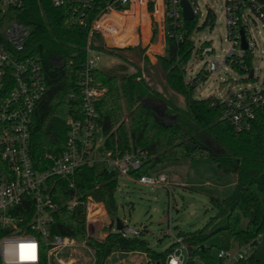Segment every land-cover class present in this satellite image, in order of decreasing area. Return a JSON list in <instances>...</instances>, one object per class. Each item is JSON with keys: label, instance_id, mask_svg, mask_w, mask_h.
Wrapping results in <instances>:
<instances>
[{"label": "trees", "instance_id": "obj_1", "mask_svg": "<svg viewBox=\"0 0 264 264\" xmlns=\"http://www.w3.org/2000/svg\"><path fill=\"white\" fill-rule=\"evenodd\" d=\"M16 12L17 18L30 28L23 54L39 60L45 84V93L34 110L29 141L32 161L42 170L48 165L46 154L65 145L68 117L81 115L80 81L88 28L71 22L66 10L52 6L50 0H24ZM214 19L213 11L208 10L202 26H212ZM195 27L196 18L181 19L182 38L168 37L165 53L157 55L168 85L183 97L185 107L164 100L139 69L120 75L94 72L93 84L100 90L95 103L96 122L103 136V148L113 156L144 153L140 167L130 171L133 177L160 173L165 164L181 159L211 161L224 172L235 174L230 195L210 198L214 213L202 227L178 232L187 246L188 264H214V245L205 244L211 237L220 238L216 248H228L233 240L237 244L254 242L259 234H264V107L255 111L250 129L237 132L224 116V103L213 104L211 97H193L196 83L184 78L182 64L193 52L190 34ZM90 40L92 46L105 53L136 48L107 47L97 32L91 33ZM139 50L143 52L145 48ZM244 62L248 63V58ZM234 69L244 73L239 64ZM152 102L164 104L163 113L170 117L167 125L156 120L157 106ZM2 125L0 120V130ZM7 169L0 157V173ZM117 183L118 173L108 171L100 163L82 166L69 178L54 177L52 196L57 208L50 233L84 243L92 251L93 264H104L113 252H142L148 256L145 264H164L175 243L158 251L140 235L124 237L113 227L102 238L86 233V203L90 199L103 204L114 225ZM71 200L75 204L68 208ZM242 219L246 220L244 227ZM4 233L6 230L1 229L0 236ZM47 250L41 240L38 264H48ZM239 264H264V255L259 259L252 253Z\"/></svg>", "mask_w": 264, "mask_h": 264}, {"label": "built area", "instance_id": "obj_2", "mask_svg": "<svg viewBox=\"0 0 264 264\" xmlns=\"http://www.w3.org/2000/svg\"><path fill=\"white\" fill-rule=\"evenodd\" d=\"M188 1L194 18L196 15L199 18L201 12L196 1ZM50 3L64 8L71 22L88 28L83 46L84 73L80 81L82 110L80 116H69L66 121L64 147L46 154L48 165L44 169L35 167L29 141L34 110L45 93L42 68L36 57L23 54L30 28L17 18L16 11L23 6L24 0H0V120L3 123L0 157L8 167L0 173V230H6L0 236V264H38L41 240L48 247L47 255L51 250L58 252L70 245L91 251L84 243L77 244L72 238L50 233L53 212L57 208L52 196V179L72 177L80 167L95 163L103 164L108 171H116L118 175H130V171L142 163L144 153L141 151L113 156L103 148L95 109L100 90L93 84L102 51L92 46L91 33L109 36L113 42L117 38H129L136 33L139 19L150 17L149 5L153 4V18L158 25L166 26L168 37L182 38L180 0H50ZM225 12L227 40L231 47L224 58L209 60L207 67L208 71L226 64L231 68L237 64L244 68L243 82L226 98L213 99V104L224 103L226 120L235 131L241 132L251 128L255 111L264 107V72L260 78L252 68L256 42L249 31L250 22L256 24V19L264 28V0H225ZM241 32L245 37V48L242 47ZM207 51L212 52V48L205 49L204 53ZM247 58L248 63H245ZM135 178L140 184L162 186L169 191L168 177L163 173ZM74 204L71 200L67 207ZM115 224L113 230L124 237L140 234L139 228L125 222H122L121 230H116ZM261 237L259 234L254 242L236 243L235 248L233 245L217 248L214 264H239L254 253ZM173 243L164 264H188L186 244L180 237Z\"/></svg>", "mask_w": 264, "mask_h": 264}, {"label": "rangeland", "instance_id": "obj_3", "mask_svg": "<svg viewBox=\"0 0 264 264\" xmlns=\"http://www.w3.org/2000/svg\"><path fill=\"white\" fill-rule=\"evenodd\" d=\"M195 1L201 15L199 18L198 15L195 16L198 27H195L190 34L194 49L187 62L182 64L185 70L184 78L196 83L193 91L194 98L224 99L235 86L243 82V74L227 64L212 71H208L207 67L209 60L224 58L231 47V43L227 40L225 0ZM208 10H212L215 15L214 23L212 26H202ZM153 12V4H150V17L140 18L136 33L129 38L123 40L117 38L113 42L109 36L101 35L107 47L136 46V48L121 50L117 54L102 52L95 72L120 75L139 69L145 81L154 90L160 92L164 100L183 108L185 107L183 97L170 88L165 79L164 70L157 59V55L165 53L168 34L164 24H157L156 19L153 18ZM249 31L256 42L251 65L254 73L261 78L264 72V28L256 19V24L250 22ZM107 37L110 39L108 40ZM209 47L212 48V52L207 51L208 53L205 54V49ZM139 48H145V50L141 52ZM151 104L154 107L157 106L156 112L159 119L164 122L170 121V117L163 113V103L152 102ZM160 173L168 177L169 191L162 186L140 184L131 175L119 174L114 196L117 217L125 224L139 228V235L148 242L150 247L163 251L173 243L175 238L180 237L179 231H192L202 227L214 213L210 198H223L230 195L235 187V174L224 172L211 161L186 159L165 164ZM245 223L246 220L242 219L241 227H244ZM110 225L111 221L103 204L88 200L85 214L86 233L102 238L107 235L110 227H113ZM219 241V236L215 235L205 243L214 245L212 249L214 255ZM232 244L235 248L236 241L233 240ZM254 254L262 259L264 234L254 247ZM47 256L48 264H93L92 251L79 246L70 245L58 252L51 250ZM132 257L134 261L130 264H141L145 258L148 259V256L142 252ZM59 259L62 262H59ZM125 259L126 256L113 252L104 264H119Z\"/></svg>", "mask_w": 264, "mask_h": 264}, {"label": "water", "instance_id": "obj_4", "mask_svg": "<svg viewBox=\"0 0 264 264\" xmlns=\"http://www.w3.org/2000/svg\"><path fill=\"white\" fill-rule=\"evenodd\" d=\"M180 4H181V8H182L183 19L184 20L193 19L194 18V14H193V10H192V7H191L189 1L188 0H180ZM241 41H242V47L245 48L246 47V41H245V37H244L243 32H241ZM251 75H252V70L250 71L249 76L251 77ZM156 120L159 123H162L163 125H167V122H164V121H162L159 118H156ZM115 223H116L115 224L116 225L115 229L116 230H121L122 229V221H121V219L117 217Z\"/></svg>", "mask_w": 264, "mask_h": 264}, {"label": "crops", "instance_id": "obj_5", "mask_svg": "<svg viewBox=\"0 0 264 264\" xmlns=\"http://www.w3.org/2000/svg\"><path fill=\"white\" fill-rule=\"evenodd\" d=\"M136 253H138V252H118V254H120V256H126V259L124 261L121 260V262L119 264H130L132 261H134V257H132V256H134V254H136ZM146 261L147 260L145 258V261L143 260V262H141V264H145Z\"/></svg>", "mask_w": 264, "mask_h": 264}]
</instances>
